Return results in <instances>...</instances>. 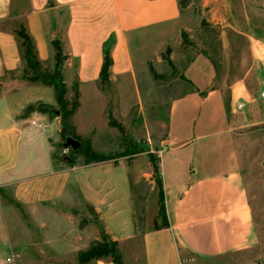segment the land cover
<instances>
[{"label": "crops", "instance_id": "obj_1", "mask_svg": "<svg viewBox=\"0 0 264 264\" xmlns=\"http://www.w3.org/2000/svg\"><path fill=\"white\" fill-rule=\"evenodd\" d=\"M21 20L43 64L54 62L51 42L63 35L69 58L62 72L75 64L80 87H88L99 83L106 48L113 59L110 81L134 76L143 55L136 59L132 47L140 54L141 43L159 47L184 16L177 0H0V78L25 68L13 35ZM184 60L187 66L177 73L191 90L173 100L167 133L155 141L168 228H156L159 187L152 173L138 224L132 189L144 178L140 167L125 160L78 165L69 157L68 163L58 151L59 117L46 125L40 118L48 114L24 115L38 102L52 106L54 100H44L52 88L13 84L0 98V252L8 248L20 257L41 239L53 253L72 257L68 264H78V253L106 235L118 243L123 264H138L137 241L142 264H201L256 245L253 209L236 161L235 131L241 125L234 114L239 104L252 112L264 101V73L257 74L255 96L250 73L228 84L204 54ZM31 121L46 130L31 127ZM7 259L12 258L0 262Z\"/></svg>", "mask_w": 264, "mask_h": 264}, {"label": "rangeland", "instance_id": "obj_2", "mask_svg": "<svg viewBox=\"0 0 264 264\" xmlns=\"http://www.w3.org/2000/svg\"><path fill=\"white\" fill-rule=\"evenodd\" d=\"M177 1L184 20L171 35L154 49L148 48L145 43L139 44L143 48L141 54L136 44L132 47L136 59L143 55L136 63L134 76L110 81L109 85L99 82L80 87L75 64L62 72V79L67 87L66 100L72 105L78 91L79 108L67 122L69 132L66 138L62 136L61 116L58 119L61 129L58 151L62 156L72 158L78 165L100 163L88 160L81 153L87 142L96 157L104 159L102 162L125 160L138 165L144 174V178L132 189L138 224L143 222L146 214L145 200L149 190L147 175L152 173L156 181L150 160L153 156L159 164L155 141L162 139L167 133L173 100L191 90L177 73L187 66L184 59L204 54L216 63L219 73L227 75L228 84L244 73H250L252 86L249 88L255 96L259 91L257 74L264 73V0ZM61 22L60 27L63 29L65 19L62 18ZM56 38L63 44L66 63L69 57L64 36ZM53 70L54 62L42 67V71ZM22 71L0 78V98L13 91L15 82L18 86H35L23 79ZM49 92L44 95L45 102L54 100L55 103L48 107L61 112L54 99L53 88ZM262 92L264 90L260 94ZM42 105L47 106L38 102L28 107L24 115L28 116L34 111L44 113ZM45 114L48 116L41 117L40 121L49 125L54 117L51 113ZM234 117L240 120L241 125L235 131L236 161L240 163L248 200L253 209L257 242L246 251L201 264H264V101H260L254 111L249 112L244 108L234 114ZM50 134L56 136L54 126ZM69 137L80 140L84 144L83 148L76 152L71 149L65 151L63 145ZM45 152V149L41 150V155L46 154ZM123 180L119 175L120 198L123 197ZM157 199L159 202V195ZM18 211L25 223L32 226L29 215L20 209ZM9 224L12 225L11 222ZM32 229H35L34 226ZM1 243L0 241V246ZM133 245L138 249L135 259L138 258L137 263L142 264L139 241ZM4 251L7 255L0 252V260L10 257L11 264H68L69 260H73L72 257L53 253L41 239L32 250L20 257L10 255L8 248H4ZM127 255L134 261L132 253Z\"/></svg>", "mask_w": 264, "mask_h": 264}, {"label": "trees", "instance_id": "obj_3", "mask_svg": "<svg viewBox=\"0 0 264 264\" xmlns=\"http://www.w3.org/2000/svg\"><path fill=\"white\" fill-rule=\"evenodd\" d=\"M18 48L20 50V55L22 62L25 65L23 69V79H27L32 84L37 86L51 87L54 90L55 98L61 109V119L63 122L62 136L67 137L69 132L68 121L74 115V112L79 108L78 96L79 93L76 91V98L72 105L66 100L67 87L62 79V71L65 62L64 48L63 44L59 39H55L51 42L52 49L54 51V70L53 72L42 71L43 64L39 61L37 55L36 44L28 29L24 20L17 21L15 25V30L13 32ZM113 65V59L111 55V48H106L104 51L103 66L100 73L99 82L102 85L110 84L111 68ZM15 74V73H10ZM24 76H26L24 78ZM184 79V78H183ZM43 106V105H42ZM50 107L43 106L42 112L51 113ZM81 142L80 140H77ZM82 143V142H81ZM82 146L79 150L83 148ZM86 147L81 153L92 162H102L104 159L96 157L94 152L89 145L85 143ZM72 159V158H71ZM151 163L154 168V174L156 176V182L159 187V213L156 220V228H168L167 216L165 210V201L162 184L160 181V168L159 164L151 157ZM73 161V159H72ZM161 223V224H160ZM118 243L111 241L106 235L102 236V240L96 242L90 246L86 251H81L78 253L76 259L78 264H90L92 261L96 260H110L114 264H123L122 256L118 248Z\"/></svg>", "mask_w": 264, "mask_h": 264}, {"label": "water", "instance_id": "obj_4", "mask_svg": "<svg viewBox=\"0 0 264 264\" xmlns=\"http://www.w3.org/2000/svg\"><path fill=\"white\" fill-rule=\"evenodd\" d=\"M51 115L53 117H60L61 116V112L60 111H56V110H51ZM63 146H64L65 150L71 149L72 151L76 152V151H78L81 148L82 143L77 141V140H75L74 138L69 137V138L66 139V141H65ZM66 161L68 163H70L71 159L69 157H67Z\"/></svg>", "mask_w": 264, "mask_h": 264}, {"label": "built area", "instance_id": "obj_5", "mask_svg": "<svg viewBox=\"0 0 264 264\" xmlns=\"http://www.w3.org/2000/svg\"><path fill=\"white\" fill-rule=\"evenodd\" d=\"M262 98L264 99V93L262 94ZM244 108V105L242 104H239L237 105L236 107V111H241L242 109ZM30 126L33 127V128H36L38 130H42V131H45L46 130V126L40 122H37V121H31L30 122ZM12 263V259H7L5 261H1L0 264H11Z\"/></svg>", "mask_w": 264, "mask_h": 264}]
</instances>
